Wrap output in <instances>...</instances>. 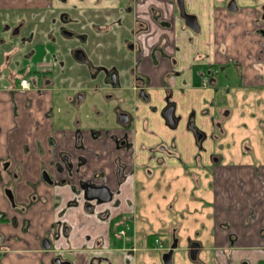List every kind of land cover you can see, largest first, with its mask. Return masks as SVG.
<instances>
[{"label": "crops", "instance_id": "0c3cea01", "mask_svg": "<svg viewBox=\"0 0 264 264\" xmlns=\"http://www.w3.org/2000/svg\"><path fill=\"white\" fill-rule=\"evenodd\" d=\"M174 1L140 0L134 14L149 22L153 15H162L168 23L159 29L174 46L168 52L173 53L179 46L181 56L185 50L190 52L184 41L190 33L183 31ZM225 1L185 0L186 9L201 23L203 34L198 39L210 36L205 44H195L197 50L214 53L217 44L224 46L214 38L216 19L237 16L245 29L254 30L259 13L248 12L244 17L243 9L230 14ZM49 4L48 1L0 0L5 20L10 16L9 9L20 8L29 11L28 19L34 12L35 19L42 21L47 10L45 13L32 10L48 9ZM208 25H212L211 33ZM236 25L231 24L232 28H237ZM257 26L261 25L257 23ZM21 40L17 41L21 45L19 50L5 46L0 50V264H58L57 259L69 264H137L139 252L162 254L155 240L162 241L161 235L169 234L174 228L178 233L180 225L170 222L168 226L164 218L155 225L148 217H140L135 209L138 187L144 191L145 177L152 180L157 177V187L161 188L163 182L174 179V171L181 169L196 189L191 196L195 202L192 205L204 213L196 232V241L202 243L201 255L209 256L212 264L244 261L264 264V158L221 165L209 153L207 144L215 133L212 99L216 86L192 83L187 64L182 62L177 69L184 73L166 82L177 103L178 123L170 127L161 114L167 88L161 79L172 69L167 63L159 70L148 65L145 70L150 77L148 91L152 101L149 105H139L138 119L129 131L134 153L127 154L125 148L118 147L124 130L117 124L116 115L111 116V123L106 126L99 115L93 111L82 113L67 93H57L51 84L32 87L26 96L21 94L20 80L30 77L31 68L27 66L20 72L13 68L12 61L16 51L25 54L35 51V47H29V41ZM247 59L251 66L239 76L244 86L260 91L264 88V43L256 57L252 53L246 62ZM41 68L51 69L48 62L42 63ZM190 113H194L195 125L205 135L201 140H197L187 125ZM99 131L104 132L103 137L94 139ZM78 133L82 134L81 145H78ZM158 143L165 144L172 154H158L155 159L140 148ZM118 158L135 167V175L121 180L116 172ZM61 162H65L67 170L59 171L57 165ZM197 168L201 169L199 173L189 171ZM45 173L51 182L46 180ZM88 181L105 185L111 191L108 202L100 199L92 202V211L80 191L82 183ZM207 181L208 201L207 196L199 193ZM8 189L12 191L13 203L6 194ZM107 210L112 211L110 220L104 214ZM125 222L131 225L130 234L126 238L116 237L114 234Z\"/></svg>", "mask_w": 264, "mask_h": 264}, {"label": "rangeland", "instance_id": "374dc122", "mask_svg": "<svg viewBox=\"0 0 264 264\" xmlns=\"http://www.w3.org/2000/svg\"><path fill=\"white\" fill-rule=\"evenodd\" d=\"M77 1L68 0L67 5L61 7L71 20H76L74 7ZM92 2L93 0H84V3L78 5V10L82 16L84 14L86 20L87 18L89 20L103 18V8L94 7ZM239 2L240 10L245 9L247 11H245L244 17L246 13L255 12L264 5V0H239ZM52 5L53 7L58 6L56 1H53ZM224 6H226V1ZM240 21L237 16L234 18L222 17L215 20L217 26L215 36L217 35V37L214 38L222 41L226 51L223 56L221 54L218 56L223 61V68L221 70L215 68L219 74V82L213 89L212 100L214 110H222L223 113H217V116L222 117L221 127L215 128L213 138L209 136L207 149L210 154H214L221 165L250 162L253 161L254 157L256 159L264 158V88L260 91L251 90L243 85L239 76L247 69V66H251L248 59L247 62L245 61L246 57L252 53L256 57L258 51L263 47L264 36L256 30L259 29L257 23L261 25V28L264 26V21L256 19L254 30L245 29ZM238 22L240 23L238 24ZM232 23L237 24V28H232ZM79 24H71L68 28L86 32L84 28L81 30L78 28ZM33 25L34 22H32V27ZM40 27L45 28L46 24L39 23L36 29ZM206 27L211 33L212 25ZM40 31L32 32L27 37L29 47L35 46V54L31 56L30 62H48L50 67H53L52 75L57 93H69L75 96L78 92L81 95L84 94L85 99L80 109L81 112L87 114L92 111L99 112L102 123L109 126L107 124L111 123V116L115 114L116 108L126 109L128 107L129 93L124 89V85L121 84L120 88L113 92L110 91L106 78H104V71L98 72L93 77L86 64L78 63L73 59L71 51L79 46L77 40L63 39L54 34V36L50 35V38H53L52 43L54 45H52L46 36L48 32L46 33L44 30L45 38L40 34ZM209 38L210 36H204L195 41L196 44L202 45L201 43L205 44ZM228 40L232 41L231 44L228 43ZM219 46L220 44H217L215 51L219 49ZM81 47L88 54L89 60L95 67H103V69L118 67L123 74L124 69L129 64L127 52L115 46L114 39L111 37H96L94 41H90L86 45L81 43ZM242 53H245L246 56L242 57ZM195 81L196 85H201L200 77L196 78ZM108 96L112 97L108 98ZM189 171L199 173L201 169H190ZM173 177L172 181L163 182L161 188L157 187V177L153 180L145 177L146 189L142 191L138 187L135 209H137L140 217H148L149 221L156 223L155 225L162 218L168 226L170 222L176 226L180 225L178 231L179 248L174 254L173 264H199L190 259L187 248L190 240L197 239L196 232L199 229V220L204 213L202 214L199 210L196 211L197 208L192 205L195 202L191 196L192 194L195 195L196 189L192 180L189 177L186 179L184 170L174 171ZM201 190L199 193L204 196L208 195V181L205 184L203 182ZM208 199L209 196H207L206 201ZM138 222L141 224L140 220ZM161 238L163 241L167 240L168 243L170 241V235L163 234ZM200 259L206 264H210L209 256L206 257L205 254H202ZM137 264H162V254L159 252L155 256L154 254L139 252Z\"/></svg>", "mask_w": 264, "mask_h": 264}, {"label": "flooded vegetation", "instance_id": "af4514ba", "mask_svg": "<svg viewBox=\"0 0 264 264\" xmlns=\"http://www.w3.org/2000/svg\"><path fill=\"white\" fill-rule=\"evenodd\" d=\"M16 0H13V2ZM21 1V0H17ZM32 1H48L50 4V7L48 6V9H37L32 11H37V13H45V11H49L46 14V18L41 21V19L36 18V13H32L31 17L28 19L26 17V14L29 13L27 10H21L20 8H11L8 11L10 16H7V20L4 19V12L5 9L2 8V5H0V50L2 47L7 48H15L16 50L20 49V46L17 41L21 40L23 43L28 41V34H31L32 32H36L41 30L40 34L45 36L44 30L48 34L46 35L49 38V41L52 45L53 38H50V35L56 34L57 36H61L63 39L68 40H77L79 43L78 47H75L72 49L73 59L78 63L86 64V66L89 67L91 70L92 76L95 77L98 72L104 71V78H106V83L109 86L110 91H114L115 89L120 88V85H124V89L129 93L128 97V107L126 109H122L120 107H117L115 110L116 115V122L117 124L124 130V134L122 137L119 138L118 147L125 148L127 154H130L133 152L134 149V141L132 139V135L130 134V130H132L133 125L135 124L136 120L138 119L137 111L139 110V105H149L152 101L151 94L149 93V86H150V77L146 73L147 66L151 65L154 67V69L159 70L161 69L164 63H167V65L172 69L170 71H167L163 78L161 79V83L166 86V95L164 99V105L161 111L162 116L164 117V120L170 127H175L178 123V118L176 117V109H177V103L173 100V90L171 87L168 86L166 83L168 79H170L172 76L179 77L181 74H183V71H179L177 68L179 65L183 62L184 65L187 64V69L190 74V78L192 83L195 82L196 78H201V83H203L204 86H217L219 82V74L216 72L217 70L215 68H218V70L223 68V61L218 57L219 54L222 56L224 55L226 48L224 46H219V49L215 51L214 53L208 51L207 49L205 51L197 50L195 44L197 38L202 36L203 30L201 27V23L198 20L199 24V32H196L189 28L186 25L185 19L181 17L180 12V6H179V0L174 1V5L178 9L177 18L178 21L182 23L183 31L187 30L189 31L190 35L188 37L184 38V41L187 43V46L185 48L189 49L185 50L181 56L180 51L181 48L179 46L174 49L173 53H169L168 49L170 47L174 48L170 42V38L167 34L161 33V29L159 27H163L166 22L162 15H153L151 22L147 21L144 17H136L134 12V8L136 4H139L140 0H115V1H109V0H93L92 4L94 7L103 8V18L102 21L99 18L98 20L96 18L92 19H85V16L81 14L80 10H78V5L81 3H84V0H78L74 10L76 14V20H71L70 16H68L65 12L62 11L61 7H64L67 5L68 0H32ZM53 1L57 2V7H53L52 3ZM234 1L237 6V10L234 12L229 11L228 5ZM239 0H226V9L230 14H234L237 11L240 10L239 6ZM64 5V6H63ZM183 5L186 10V13L192 14L186 9L185 0H183ZM84 11V10H82ZM259 13V20L264 21V5L261 6L259 10H257ZM34 14V15H33ZM25 16V17H24ZM34 16V17H32ZM196 16V15H195ZM197 17V16H196ZM198 19V18H197ZM32 22H34V25L32 27ZM102 22V23H101ZM39 23L46 24V27H40L37 28V25ZM78 28L85 29L86 32H81L79 30L69 29L68 27L71 24H78ZM152 25H154L156 28L155 30L152 29ZM48 26V27H47ZM258 32H261L264 36V26L256 30ZM45 36V38H46ZM21 37V39H20ZM96 37H111L114 39L115 46H117L119 49H123L127 52V60L129 62L128 66L124 69V72L122 74V70H120L118 67H113L111 69H103V67H95L91 61L89 60L88 54L85 52V50L81 47V43L86 45L90 41H94ZM55 41V39H54ZM55 43V42H54ZM35 47V46H34ZM13 48V49H14ZM204 48H208V45H205ZM2 51H0L1 54ZM16 56L13 58V68L19 69L20 72L25 71L27 66H30V77L29 78H22L20 80V86L22 88L21 94H24L26 96V92L30 90V88L34 87L36 88L38 85L42 84H51L54 88V79H53V67L51 69L43 70L41 68L42 63L41 62H30V58L34 53H23L21 51H16ZM82 52L84 56V60L80 61L76 58V53ZM81 55V54H80ZM9 57V56H8ZM33 59V58H32ZM16 70V69H15ZM22 80H27L28 85L23 86ZM165 80V81H164ZM166 84V85H165ZM162 85V86H163ZM26 90V91H23ZM69 95V100L73 101V104L81 109L82 103L85 99L84 94L77 95ZM78 96V98H77ZM112 97V96H110ZM108 96V98H110ZM73 105V106H74ZM150 110L156 111V107H150ZM81 111V110H80ZM215 117H214V127L220 128L221 127V116H217V113H223L222 110L214 111ZM95 115H100L99 112L93 111ZM222 115V114H219ZM173 118V121L175 122L173 126L169 124V121L167 120V117ZM190 131L194 135H196V131L200 132L204 138V134L197 129L194 121V113H190L188 117V123H187ZM98 137L94 136V139L101 138L104 135L103 131H99ZM197 138V137H196ZM198 140V139H197ZM201 142V141H200ZM82 144V134L78 133V145ZM140 148L144 151H147L149 156H153L155 159H158V154H168L171 155L172 152L167 148L165 144L158 143L153 147H146V146H140ZM132 157H134L132 155ZM66 159V157H65ZM214 160L217 161L218 159L214 157ZM84 161L83 158H81V162ZM70 166V165H68ZM57 168L59 171L67 170V165L65 162H61L57 165ZM135 170H137L135 167H131L130 165L123 163L121 158H118V164L116 166V172L118 177L121 180H125L129 176L135 175ZM44 177L48 182H51L49 179V176L45 173ZM104 189L103 195L105 196L106 193L109 194V198L107 200H104L102 202H108L111 199V191L107 186H97L94 181H88L86 183H82V186L80 188V191L83 195H85L86 203H88V209L89 211H92L94 208L92 207V202L97 200L98 198H89L88 193H96V190ZM6 194L11 199L13 203V194L10 189L6 191ZM99 200V199H98ZM101 201V200H100ZM107 218L109 220L112 218V211L107 210L105 213ZM121 215H128V213H122ZM120 216V214H118ZM131 225L128 222H125L122 229L119 230L116 234H113L118 238H126L130 234ZM170 235V241L169 243L167 240L165 241H159L158 239L155 240V243L158 245V247L162 251V264L163 262V256L172 252V264H173V258L174 254L179 248V240L180 237L178 236V233L176 229H172L169 234ZM163 242V243H162ZM175 244V247L173 246ZM193 245H198L197 247L193 248ZM188 252L189 257L193 262H197L199 264H206L204 261L200 259L201 256V249H202V243L196 240H190V244L188 246ZM192 250H197L196 258H192ZM210 264L211 261H210ZM242 264H249L247 261L243 262Z\"/></svg>", "mask_w": 264, "mask_h": 264}, {"label": "water", "instance_id": "95a60500", "mask_svg": "<svg viewBox=\"0 0 264 264\" xmlns=\"http://www.w3.org/2000/svg\"><path fill=\"white\" fill-rule=\"evenodd\" d=\"M179 6H180V12H181V17L183 19H185L186 21V25L191 28L192 30L196 31V32H199V24H198V19L195 15H192V14H188L186 13V10L184 8V5H183V0H179ZM228 9L229 11L231 12H234L237 10V6H236V3L234 1H232L229 5H228ZM81 54V55H80ZM76 58L80 61H83L84 60V56L82 54V52H78L76 53ZM167 120L169 121V124L171 126L174 125V121H173V118L172 116L171 117H167ZM196 137L198 140H201L203 135L196 131ZM104 189H99V190H96V193L93 192V193H88V197L89 198H98L102 201L104 200H107L109 198V194L106 193V195L104 196L103 193H104ZM175 247V244L173 245ZM198 245H193V248L194 247H197ZM196 254H197V250H192V258L195 259L196 257ZM163 262L164 264H172V252L166 254L163 256ZM56 263L58 264H69L67 262H61L60 259H57L56 260Z\"/></svg>", "mask_w": 264, "mask_h": 264}, {"label": "built area", "instance_id": "2783aa9c", "mask_svg": "<svg viewBox=\"0 0 264 264\" xmlns=\"http://www.w3.org/2000/svg\"><path fill=\"white\" fill-rule=\"evenodd\" d=\"M22 85H23V86L28 85V81H27V80H22Z\"/></svg>", "mask_w": 264, "mask_h": 264}]
</instances>
